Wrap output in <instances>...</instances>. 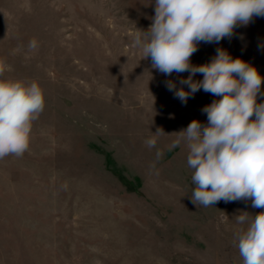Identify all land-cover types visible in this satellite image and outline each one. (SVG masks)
Instances as JSON below:
<instances>
[{
	"label": "rangeland",
	"instance_id": "1",
	"mask_svg": "<svg viewBox=\"0 0 264 264\" xmlns=\"http://www.w3.org/2000/svg\"><path fill=\"white\" fill-rule=\"evenodd\" d=\"M154 4L0 0V79L38 82L45 98L29 149L0 159V264H243L236 216L264 209L192 203L188 148L171 145L191 121L207 123L201 110L217 97L201 89L181 102L165 81L181 87L189 73L165 76L133 47ZM217 48L264 76V17L201 43L192 64ZM157 129L169 135L149 148Z\"/></svg>",
	"mask_w": 264,
	"mask_h": 264
},
{
	"label": "clouds",
	"instance_id": "2",
	"mask_svg": "<svg viewBox=\"0 0 264 264\" xmlns=\"http://www.w3.org/2000/svg\"><path fill=\"white\" fill-rule=\"evenodd\" d=\"M154 13L146 31L137 29L133 47L142 50L143 59L150 58L151 67L165 76L189 73L179 80L181 87L165 81L181 102L201 89L217 97L201 110L207 123L191 121L171 145L183 143L188 148L192 203L214 207L221 200L250 201L253 208L264 209V102H257L264 96V76L223 48H217L205 64L191 62L201 43L219 44L232 37L238 26L264 17V0H155ZM29 48H37L35 39ZM6 67L0 60V76ZM197 73L202 80L193 79ZM44 108L38 82L0 79V159L23 156L30 146L33 123ZM161 134L165 133L157 129L146 145L154 148ZM162 155L158 150L157 159ZM240 213L237 223L247 227L235 239L243 264H264V211Z\"/></svg>",
	"mask_w": 264,
	"mask_h": 264
}]
</instances>
